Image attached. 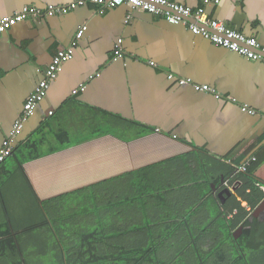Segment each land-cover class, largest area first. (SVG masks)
I'll use <instances>...</instances> for the list:
<instances>
[{"label":"crops","instance_id":"1","mask_svg":"<svg viewBox=\"0 0 264 264\" xmlns=\"http://www.w3.org/2000/svg\"><path fill=\"white\" fill-rule=\"evenodd\" d=\"M73 1L0 0V18L25 8L42 12L0 35V151L53 58L72 45L81 26L88 28L14 145L29 143L40 154H56L27 162L25 148L19 160L10 156L0 164V226L20 229L38 219L39 201L131 169L128 150L119 148L150 134L158 140L140 155L151 159L146 166L161 162L149 172L154 183L165 191L206 193L197 207L230 210L237 199L251 210L243 198L252 189L244 190V183L252 181L264 194V63L129 4L100 15L87 2L65 15L45 16L49 5ZM169 1L204 7V0ZM205 16L264 46V0H222L206 6ZM119 40L121 57L115 51ZM169 75L213 91L181 86ZM245 107L256 113L244 112ZM166 135L171 142L165 145ZM151 149L159 150L146 155ZM253 158L238 178L236 195L224 188L236 167ZM10 160L17 164L7 167ZM224 190L230 195L220 198ZM9 192L19 206L10 202Z\"/></svg>","mask_w":264,"mask_h":264},{"label":"trees","instance_id":"2","mask_svg":"<svg viewBox=\"0 0 264 264\" xmlns=\"http://www.w3.org/2000/svg\"><path fill=\"white\" fill-rule=\"evenodd\" d=\"M157 137L123 143L118 152L128 150L131 169L39 201L38 219L21 223L20 229L0 226V264H45L32 248L38 233L43 246L54 251V264H258L264 258V213L255 218L253 212L264 194L252 181L244 183V190L252 189L243 198L248 211L237 199L230 210L197 207L206 193L165 191L149 175L161 162L146 166L151 159L140 155ZM164 138L165 145L171 142L170 136ZM31 145L14 149L12 156L27 148V162L56 154H40ZM240 227L243 234L235 239Z\"/></svg>","mask_w":264,"mask_h":264},{"label":"built area","instance_id":"3","mask_svg":"<svg viewBox=\"0 0 264 264\" xmlns=\"http://www.w3.org/2000/svg\"><path fill=\"white\" fill-rule=\"evenodd\" d=\"M221 1L222 0H204V7L192 9L169 0H74L66 6L49 5L46 8L45 16L65 15L85 5L87 2L96 5L100 15L109 9L117 8L123 4H129L133 10L140 9L150 14L160 15L173 25H185L193 34L204 37L218 47L226 48L254 61L261 60L264 63V46H262L257 39L247 37L240 32L228 28L225 24L216 20H209L205 16L206 6L219 5ZM41 14L42 12L35 8H25L23 12L12 17L0 18V35L8 32L12 27L26 20L28 16H39ZM87 29V25L81 26L78 29L72 45L66 50L59 51L53 58L51 65L46 70L44 79L40 81L33 93L30 94L24 105L21 117L15 122L10 135L4 140L3 147L0 151V164L12 156L15 141L22 133L24 123L34 115L37 106L45 100L51 83L58 78L63 65L74 58L77 43L83 38ZM122 42L123 40L118 41L115 50L116 54L120 57L122 53ZM169 79L176 80L181 86L191 85L199 92L213 91L209 85H198L190 78H180L175 77V75H169ZM243 111L251 115L256 113L247 107H245ZM255 161L256 158H253L245 164L236 167L235 173L232 177L224 181L223 187L236 195L239 176L245 174L249 170L250 165ZM256 186L261 188L259 184H256Z\"/></svg>","mask_w":264,"mask_h":264},{"label":"rangeland","instance_id":"4","mask_svg":"<svg viewBox=\"0 0 264 264\" xmlns=\"http://www.w3.org/2000/svg\"><path fill=\"white\" fill-rule=\"evenodd\" d=\"M15 164H17V162L15 161H8L7 167L11 168L13 167ZM7 193H8V189H7ZM6 193V194H7ZM10 193V192H9ZM10 195H11V199H10ZM7 194L8 199L10 200V202H12L13 205L15 206H19L20 205V201H17V199H15V194H11L10 193ZM39 235H41V233H38V235L36 236L35 240H34V245H32L33 251H35V253L37 255H41V259L44 258L45 264H54L56 262V258L54 257V251L50 248L49 250L46 249V246H43V243H45L44 238L43 239H39ZM258 264H264V258H260L257 260Z\"/></svg>","mask_w":264,"mask_h":264},{"label":"water","instance_id":"5","mask_svg":"<svg viewBox=\"0 0 264 264\" xmlns=\"http://www.w3.org/2000/svg\"><path fill=\"white\" fill-rule=\"evenodd\" d=\"M225 194H229L228 190H224L218 194L220 198L224 197ZM264 212V201L260 204V206L254 211L253 215L255 218H258L260 214ZM243 234V227H240L238 231L235 233L234 237L235 239H238Z\"/></svg>","mask_w":264,"mask_h":264}]
</instances>
